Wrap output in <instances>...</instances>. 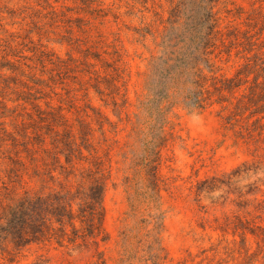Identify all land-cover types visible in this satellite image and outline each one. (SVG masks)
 I'll use <instances>...</instances> for the list:
<instances>
[{
    "label": "trees",
    "instance_id": "16d2710c",
    "mask_svg": "<svg viewBox=\"0 0 264 264\" xmlns=\"http://www.w3.org/2000/svg\"><path fill=\"white\" fill-rule=\"evenodd\" d=\"M127 6L134 15V5ZM155 7L148 21L144 13L149 10L143 6L144 10L138 11L140 28L134 33L142 42L149 38L156 51L147 61L142 93L131 115L127 113L129 75L122 47L117 45L118 38L108 42L97 27L105 24L108 13L102 8L88 11L90 16L96 13L91 20L97 21V26L86 18H76L79 37L67 18L64 115L59 107L50 117L37 109V127L31 138L24 125L23 142L32 173H27V166L19 162L21 168L13 178L7 177L10 186L2 183L0 187V255H6L3 260L13 263L26 247L54 242L79 253L92 250L100 264H105L103 252L98 249L109 240L103 227L104 193L114 174L121 172L128 184L146 180L158 197L159 148L165 141L168 115L175 107L197 114L216 107L223 128L233 135V144L247 151L252 149L256 158L252 163L243 161L226 177L201 182L198 190L204 187L211 192L223 186L231 191V186L249 172L264 171V0H254L248 10L228 0H167L165 10ZM113 18L117 19L115 15ZM232 59L237 63L233 73H221V65ZM6 62L8 71L22 77H12L14 86L30 90L23 79L34 85L43 82L28 66L29 72L25 73ZM26 94L17 95L12 102L39 108L38 98ZM90 94L111 107L116 121L91 105ZM79 97L83 101L81 108L76 105ZM45 105L49 107V103ZM42 128L45 132H41ZM126 128L129 133L123 140ZM39 151L43 155L36 156ZM258 182L264 187V182ZM32 183L44 190L47 185L52 188L46 194L37 193L30 187ZM253 185L246 186L248 191L243 194L240 188H232V193L242 198L261 192ZM252 202L256 203L253 209L258 215L252 219L225 216L221 223L225 231L239 238L238 242L232 240L228 248L237 255L236 264H264V200ZM138 204L141 207L134 208L133 214L147 213L144 233L148 260L162 264L167 258L161 245L163 225L158 216L151 215V202ZM249 205L246 199L235 204L238 210ZM123 242L115 264L133 255L128 237Z\"/></svg>",
    "mask_w": 264,
    "mask_h": 264
},
{
    "label": "rangeland",
    "instance_id": "374dc122",
    "mask_svg": "<svg viewBox=\"0 0 264 264\" xmlns=\"http://www.w3.org/2000/svg\"><path fill=\"white\" fill-rule=\"evenodd\" d=\"M228 1L248 10L254 0ZM127 5H134V15ZM154 5L156 10L160 11L158 6L165 10L167 0H0V187L8 181V176L13 178L15 171L21 168L19 162L27 166V173H32L30 155L25 151L26 144L23 142V130L24 125L28 126V137L33 136V129L37 127V109L50 117L59 107L64 115V59L69 50L64 43L67 18L71 19L74 33L79 37L75 28L76 18H86L97 26V21L91 20L96 13L90 16L88 11L102 8L108 13L105 24L97 27L108 42L118 38L117 45L122 47L123 64L129 75L127 96L130 105L127 113L131 115L135 112L136 99L142 93V74L147 61L156 51L149 38L142 42L134 29L140 28L138 11H143L145 6L149 10V13H144L148 21ZM114 15L117 19L113 18ZM6 60L25 73L31 68V73L43 82L34 85L28 79H23L30 90L14 86L12 77H22L18 72L7 70L9 64ZM236 67L237 63L232 59L221 65V73L229 76ZM26 93L31 94L28 96L30 98H38L36 104L39 108H32L22 101L12 102L17 95L26 96ZM88 100L111 121H116L110 106H104L92 94ZM46 103H49L48 108ZM82 104L79 97L76 105L81 108ZM216 111V107L202 114L179 107L170 111L165 141L159 148L158 197L150 191L151 185L146 180L128 184L123 173L114 174L103 197V227L109 240L105 245L100 244L98 249L103 252L105 264H115L117 250L126 237L133 255L121 264H152L148 260L149 249L144 233L147 213L133 214L134 208L141 207L138 202L147 203V200L153 209L151 215L158 216L163 225L161 245L167 258L162 264H178L183 260L186 264L238 263L237 255L230 253L228 248L232 240L238 242L239 238L233 237L229 230L225 231L221 223L225 216L238 215L252 219L259 214L254 212L256 203L252 201L264 200V187H260L258 182H264V171L256 174L249 172L231 186V191L223 186L211 192L204 187L198 190L201 182L226 177L243 161H256L252 149L247 151L245 147L233 144L232 133L223 128ZM41 132H45V129L42 128ZM127 133L129 128L122 134L123 140H127ZM46 139L49 143V139ZM28 147L31 148L30 145ZM39 154L40 151L36 156ZM251 184L261 192L242 198L232 193V188H240L243 194L248 191L246 186ZM6 185L10 186L8 183ZM30 187L33 192L46 194L52 185L44 186L47 187L45 190L38 183H32ZM16 188L19 187L16 185ZM242 199L249 200L250 205L245 210H238L235 204ZM261 217L264 219V213ZM6 249L10 250V247ZM0 254L3 253L0 251ZM3 257L6 255H0V264H100L92 250L79 253L54 242L26 247L16 255L13 263L3 260Z\"/></svg>",
    "mask_w": 264,
    "mask_h": 264
}]
</instances>
